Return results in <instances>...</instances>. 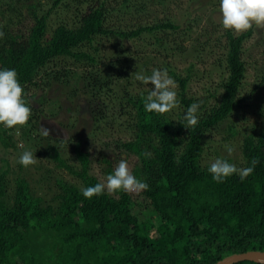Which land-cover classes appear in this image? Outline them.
<instances>
[{
    "label": "trees",
    "instance_id": "1",
    "mask_svg": "<svg viewBox=\"0 0 264 264\" xmlns=\"http://www.w3.org/2000/svg\"><path fill=\"white\" fill-rule=\"evenodd\" d=\"M73 1L74 16L67 22L58 21L52 29L50 15L62 0H55L47 10L42 0H18L13 7L0 2V32L4 33L0 38V68L15 69L24 90L28 85H38L34 81L38 77L47 85L66 84L75 74L87 81L85 91L109 89L108 85L102 87L93 70L98 66L99 40L111 38L117 43L150 36L159 47L163 46V39H178L176 52L211 53L213 47H219L223 59L217 60L218 66L224 68L218 84L220 91L206 87L202 95L191 93L188 82L194 64L182 75L170 62L166 64L169 75L178 85L177 112L148 113L142 100L149 91L132 93L123 88L116 112L126 117L132 134L119 145L137 157L131 172L148 184L146 190L140 191L152 207L147 216H138L137 200L133 201L129 192H105L91 199L82 196V187L99 181L89 172V153L82 150L81 139L73 146L80 161L77 169L66 162L59 148L51 147L49 157L57 167L68 169L81 181L78 186L58 179L55 203H44L41 196H34L28 180L21 175L15 179L9 201L8 166H1L0 264H214L232 253L264 251V124L253 122L241 133L242 162L237 167H254L243 181L234 174L216 183L200 160L209 130L232 115L243 101L248 99L251 106L262 102L259 91L264 87V67L259 61L252 67L257 76L252 89L241 95L249 68L244 57L246 43L253 41L251 46L257 48L264 45L261 36L253 37L257 30L261 31L260 27L253 26L244 33L223 30L218 35L220 20L213 15H198L199 0H188L179 20L151 18L147 14L149 5L166 0ZM210 2L211 7L217 6V0H202L201 4ZM121 13L124 17L119 18ZM113 17L116 23L112 22ZM26 21L30 23L24 24ZM168 48L172 49L167 44L160 52ZM120 53L122 57L118 59H129L122 45ZM138 53L135 55L139 57ZM66 59H71L67 67L71 76H61L55 69L58 61L67 62ZM147 60L146 57L145 63ZM50 64L53 67L48 69ZM85 64L91 69L81 75L77 68ZM118 78L129 81L127 72H121ZM193 103L200 107L198 124L190 130L183 125L182 117ZM93 108V120L105 115ZM229 129L232 135L239 133L233 124ZM12 133V129L0 126L4 147L15 146ZM101 162L107 175L116 168L107 156H102Z\"/></svg>",
    "mask_w": 264,
    "mask_h": 264
},
{
    "label": "rangeland",
    "instance_id": "2",
    "mask_svg": "<svg viewBox=\"0 0 264 264\" xmlns=\"http://www.w3.org/2000/svg\"><path fill=\"white\" fill-rule=\"evenodd\" d=\"M1 1L3 3H9L11 4L10 6L13 7V5L16 6L18 0H0V2ZM54 1L55 0H42L43 8L45 10L49 9ZM187 1L188 0H166L163 4L157 2L155 6L152 4L149 5L147 14L151 15V18H153V16L156 18L170 17L173 20H179L184 16L182 12L187 5ZM199 2L200 3L197 4L199 8L197 12L198 15H213L216 20H220L216 5V7H211V2L209 3L210 6L201 4L202 0H199ZM74 11L75 2L73 0H62L61 4L57 6L50 15L51 29L55 27L56 23L60 20L64 22L71 20L74 16ZM122 17L124 16H122L121 13L119 18ZM115 20L116 18L113 17L112 22L116 23L117 21ZM28 22L30 23V21H26L24 24ZM120 23H122L121 20ZM25 30L26 29H24V31ZM260 30L261 31H256L253 36L254 39L258 36L264 39V27H260ZM217 32L218 35L222 34V27H219ZM166 39L162 40V47L156 45L155 39H152L150 36L144 37L141 40H118L117 43L111 38L100 39V43L98 44L99 52L97 55L98 66L96 65L98 70L96 68L93 70L98 77H100V81L103 83L102 87L105 85L107 87L108 85L110 87L109 89L107 87V89L103 88L100 91H85L87 81L81 76L78 77V74L69 77V82L66 84L50 82V85H47L48 82L45 84L40 81L38 77L34 80L38 85H28L26 87L24 98L32 109L31 120L33 119L35 121L32 122L29 120L25 126H17L16 129H12V141L15 143V146L4 147L2 142H0V167L6 165V163L8 166L6 184L9 201L14 194L15 179L19 175L28 180L31 192L34 196H41L44 203H55L53 198L59 191V186L57 185L58 179L79 186L81 181L78 176L72 174L64 167H57L56 162L49 157L51 147L54 146L59 148L62 156L70 166L74 169L79 168L80 161L73 151V146H75L76 140L79 139L82 141V150L89 153V172L98 179L99 183L105 182L107 176L105 164L101 162L102 156L109 157L115 167L118 166L122 158L126 159L129 169L132 171L134 164L137 163V157L133 154H129L119 145L120 141L130 138L132 132L127 126V122L125 121L126 117L119 115L116 111L120 102L119 97H121L124 87L132 93H137L142 89L151 90V85L144 84L135 79L136 72H143L145 75H150L151 73L147 74V71L152 72L154 69H167L166 64L170 62L172 68H174L177 73L179 72L182 75H186L189 65L194 64V71H192L191 74L192 78L188 82V91L202 95L206 87H209L210 91L219 87L220 77L224 72V68L218 66L217 60L223 59L221 56L222 50L219 47H213L211 53L207 50H199V52H194L193 50L176 52L175 47L177 43H179L178 39L175 41L171 40L172 38ZM204 39L205 37H203V40ZM148 42L151 44L147 45ZM252 43L253 41H247L246 43L248 48H246L247 51L244 57L249 68L245 87L241 95L246 94L252 89L253 81L257 78V76H255V70L252 68L254 67V63L259 61L264 67V55L262 54L264 45L257 48L255 45L252 47ZM167 44L168 47L173 50L168 48V51L160 52ZM118 45L120 46L117 47ZM121 45L129 59H118L122 57L120 53ZM141 50L144 51L140 55L138 52ZM136 53L139 54V57L135 55ZM159 55L160 57H158ZM146 57L149 60L145 63ZM61 60L58 61L59 63H56L58 66L57 68L55 67V69H58L59 72L62 73L61 76L65 74H68V76L70 74L71 76L72 73H70L69 68H67L71 59H66L67 62ZM50 66L53 67V65L50 64L47 68L49 69ZM77 69L80 70L79 72L82 75L86 71H89L91 67L85 64ZM137 69H139V71ZM121 72H127L129 76L128 82H125L123 78H118ZM63 79L66 78L64 77ZM43 80H46L45 77H43ZM175 91H178V85ZM217 91H220V88H218ZM259 92L260 95H263L262 102L258 105L251 106L248 105V99L243 101L240 107L233 110L232 115L205 134L203 152L200 158L203 165L208 166L217 157L226 158L230 162L235 163L236 166L241 164V133H245L253 122L254 124L257 123L258 126L264 124V87ZM114 95H117L118 98L115 99ZM93 97H95L94 100H89V98ZM93 107L102 110V113L105 115L102 118L93 120L95 115ZM178 110L179 103L177 107L170 112H177ZM232 124L238 129V134H231L229 125ZM33 127H35L34 130H32ZM44 130H47L49 135H45ZM226 143L232 145L235 149L230 156L223 147ZM25 150H31L35 153V157L37 158L36 163L27 168L17 163L19 155ZM130 193L133 201L137 200V202H135L137 203L136 208L139 210L138 216H147L148 213L152 212V207L149 205L148 201L141 196L140 191Z\"/></svg>",
    "mask_w": 264,
    "mask_h": 264
},
{
    "label": "clouds",
    "instance_id": "3",
    "mask_svg": "<svg viewBox=\"0 0 264 264\" xmlns=\"http://www.w3.org/2000/svg\"><path fill=\"white\" fill-rule=\"evenodd\" d=\"M220 15V25L224 31L244 33L256 27H264V0H217ZM4 33L0 32V38ZM135 79L151 85V90L143 97V108L148 113L165 114L178 105L176 81L169 75L168 69H154L150 75L136 72ZM25 90L18 79V74L12 68H0V126L5 129H16L25 126L32 115L31 107L24 98ZM199 103H193L185 110L183 125L192 129L198 124ZM45 135H49L44 130ZM229 156L234 152L230 144L223 145ZM150 155V154H146ZM37 161L31 150L23 151L17 160L22 167L34 165ZM255 162H253L254 165ZM207 173L216 183H222L227 178L238 175L243 181L253 171L254 167L238 168L235 163L223 157H217L207 166ZM148 184L134 175L126 159H121L118 166L106 176V181L82 187L80 192L85 199L100 196L107 191L138 192L146 190ZM222 264V261H221Z\"/></svg>",
    "mask_w": 264,
    "mask_h": 264
},
{
    "label": "water",
    "instance_id": "4",
    "mask_svg": "<svg viewBox=\"0 0 264 264\" xmlns=\"http://www.w3.org/2000/svg\"><path fill=\"white\" fill-rule=\"evenodd\" d=\"M234 264L241 261H254L264 264V251L261 250H247L240 253H232L226 255L222 259L218 260L214 264Z\"/></svg>",
    "mask_w": 264,
    "mask_h": 264
}]
</instances>
